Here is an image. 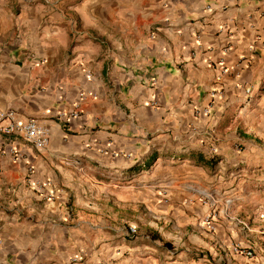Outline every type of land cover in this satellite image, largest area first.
I'll list each match as a JSON object with an SVG mask.
<instances>
[{
    "label": "crops",
    "instance_id": "obj_1",
    "mask_svg": "<svg viewBox=\"0 0 264 264\" xmlns=\"http://www.w3.org/2000/svg\"><path fill=\"white\" fill-rule=\"evenodd\" d=\"M263 78L264 0H0V111L48 132L0 157V264H243Z\"/></svg>",
    "mask_w": 264,
    "mask_h": 264
},
{
    "label": "rangeland",
    "instance_id": "obj_2",
    "mask_svg": "<svg viewBox=\"0 0 264 264\" xmlns=\"http://www.w3.org/2000/svg\"><path fill=\"white\" fill-rule=\"evenodd\" d=\"M247 93V99H251L249 107L240 115L235 112L226 131L231 140L235 136L239 137L240 144L232 147H242L241 154L248 162L246 167L250 168L249 172L246 170V176L242 177L248 182L238 187L233 202V210L243 217L246 226L244 233H239L238 238L242 240L244 237L255 243L253 242L254 246L248 247L246 241L242 244L238 240L233 247L252 250V256L244 255L243 264H264V78L254 95L250 94L249 90ZM239 122L243 124L238 125Z\"/></svg>",
    "mask_w": 264,
    "mask_h": 264
},
{
    "label": "built area",
    "instance_id": "obj_3",
    "mask_svg": "<svg viewBox=\"0 0 264 264\" xmlns=\"http://www.w3.org/2000/svg\"><path fill=\"white\" fill-rule=\"evenodd\" d=\"M82 99L83 92L79 93ZM79 104L74 106V109L69 112L71 116H77L79 112ZM62 115V113H59ZM16 134L21 135L22 141L32 147L35 150L43 149L48 143V132L45 127L40 125L35 119H27L24 123H18L15 120V111L13 109H7L0 111V157L9 156L11 159L16 160L21 158L20 150L14 144V136ZM32 171L31 167H28V172ZM213 214H208L203 221L205 224L212 229L213 225L211 220ZM127 233L129 235L136 233V228L134 226L127 227ZM234 253H241L245 256H252V250H243L241 247L234 246ZM74 261H77V257H74Z\"/></svg>",
    "mask_w": 264,
    "mask_h": 264
}]
</instances>
